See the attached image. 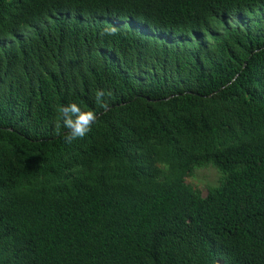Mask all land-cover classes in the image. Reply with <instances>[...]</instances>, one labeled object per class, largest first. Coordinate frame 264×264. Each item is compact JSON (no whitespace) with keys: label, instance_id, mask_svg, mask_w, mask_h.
Returning <instances> with one entry per match:
<instances>
[{"label":"trees","instance_id":"16d2710c","mask_svg":"<svg viewBox=\"0 0 264 264\" xmlns=\"http://www.w3.org/2000/svg\"><path fill=\"white\" fill-rule=\"evenodd\" d=\"M0 264H264V0H0Z\"/></svg>","mask_w":264,"mask_h":264},{"label":"clouds","instance_id":"9594fccd","mask_svg":"<svg viewBox=\"0 0 264 264\" xmlns=\"http://www.w3.org/2000/svg\"><path fill=\"white\" fill-rule=\"evenodd\" d=\"M108 34H115V29H106ZM105 93L103 90H98L95 94L96 103L104 110H107L109 105L103 100ZM61 114L63 126L68 131L64 135L67 143H72L76 139H82L92 129L93 124L97 121V114L94 111H82L76 103L61 106L58 109ZM57 134H59V125L57 126Z\"/></svg>","mask_w":264,"mask_h":264},{"label":"rangeland","instance_id":"374dc122","mask_svg":"<svg viewBox=\"0 0 264 264\" xmlns=\"http://www.w3.org/2000/svg\"><path fill=\"white\" fill-rule=\"evenodd\" d=\"M232 25L241 23V17L237 16L231 21ZM219 174L211 167L196 169L190 177L185 178L184 182L190 185L194 190L198 191L201 196L206 194L208 188L217 184Z\"/></svg>","mask_w":264,"mask_h":264}]
</instances>
